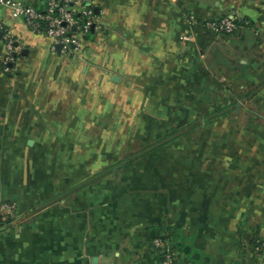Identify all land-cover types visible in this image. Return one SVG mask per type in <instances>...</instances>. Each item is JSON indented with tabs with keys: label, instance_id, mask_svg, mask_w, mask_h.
<instances>
[{
	"label": "crops",
	"instance_id": "1",
	"mask_svg": "<svg viewBox=\"0 0 264 264\" xmlns=\"http://www.w3.org/2000/svg\"><path fill=\"white\" fill-rule=\"evenodd\" d=\"M93 3L77 50L0 5V264H264V0Z\"/></svg>",
	"mask_w": 264,
	"mask_h": 264
},
{
	"label": "built area",
	"instance_id": "2",
	"mask_svg": "<svg viewBox=\"0 0 264 264\" xmlns=\"http://www.w3.org/2000/svg\"><path fill=\"white\" fill-rule=\"evenodd\" d=\"M43 7L25 4L22 0H0V5L14 9L21 15L26 25L34 32L46 33L53 38L55 49L62 44V49L69 50L71 45L78 49L81 44L82 33H86L96 21L93 0H41ZM246 23L237 12L223 15L219 19L209 20L206 24L217 34H234ZM7 54L4 70L9 71L8 64L14 61V53H18L19 46L10 31L3 35ZM1 212H7L5 219L13 220L16 216V205L10 202L0 204ZM156 247L161 251L160 264H178L174 250L167 239L157 238ZM264 252V244L256 247Z\"/></svg>",
	"mask_w": 264,
	"mask_h": 264
},
{
	"label": "water",
	"instance_id": "3",
	"mask_svg": "<svg viewBox=\"0 0 264 264\" xmlns=\"http://www.w3.org/2000/svg\"><path fill=\"white\" fill-rule=\"evenodd\" d=\"M96 11H98V9H96ZM94 29H95V25H92V27H91V29H90V35L93 34ZM1 35H2V32L0 31V37H1ZM61 47H62V44H59V48H61ZM14 55H17V53H14ZM128 161H129V157H125V158L123 159L122 162L116 164V165L114 166V168H113V173L115 174V173H116V170H117L118 168L124 166Z\"/></svg>",
	"mask_w": 264,
	"mask_h": 264
},
{
	"label": "trees",
	"instance_id": "4",
	"mask_svg": "<svg viewBox=\"0 0 264 264\" xmlns=\"http://www.w3.org/2000/svg\"><path fill=\"white\" fill-rule=\"evenodd\" d=\"M219 113H221V111H218V112H217V114H219ZM168 140H169L168 137H164V138L158 140L157 142L152 143V144L146 146V147L144 148L143 152H145V151H147V150H150V149L156 147L157 145H160V144H162V143H165V142L168 141Z\"/></svg>",
	"mask_w": 264,
	"mask_h": 264
}]
</instances>
